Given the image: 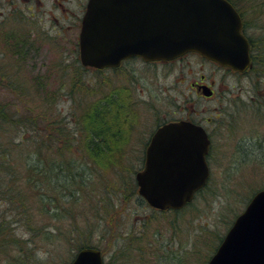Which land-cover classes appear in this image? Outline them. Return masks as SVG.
I'll return each mask as SVG.
<instances>
[{
    "label": "rangeland",
    "instance_id": "1",
    "mask_svg": "<svg viewBox=\"0 0 264 264\" xmlns=\"http://www.w3.org/2000/svg\"><path fill=\"white\" fill-rule=\"evenodd\" d=\"M238 1L243 7V1ZM259 1L252 0L255 5ZM86 2L87 0H0V79L1 74L10 77L13 71L12 64L16 63L15 55L10 54L11 45L4 43L7 33L11 34L10 30L14 31L15 28L19 35V43H23L21 55L24 57L21 67H18L20 72L18 76L23 81L27 79L31 84L36 83L34 80L36 77H40V83H44L43 86L39 85L40 88L36 93L27 83L28 87H26L30 89L27 90L30 93L29 100L33 101L30 105L28 104L30 112L50 119L54 102H57L58 107L69 113V127L72 126L70 124L72 121L80 119L83 105L94 101L100 102L104 96H112L111 92L121 77V75L116 76V73L112 71L100 72L90 68L87 70L77 68L80 64L77 63V59L79 60L78 34ZM255 12L257 14V11ZM248 23L246 33L253 41L258 42L259 35L262 33L261 28L264 29V26L258 25L256 19ZM137 63L134 64L138 68V73L146 76L147 72H150L148 67L143 69L144 67ZM186 63L193 71L191 77L188 76L187 79L197 78L199 74L209 76L212 73L210 64L200 65L194 58H188ZM167 71L162 68L156 73L163 74ZM210 79L211 77L208 78ZM61 80H65L63 81L64 92L59 95L55 88ZM226 80L232 84L228 86L230 91L228 98L235 99L228 107L229 115L232 114L231 126L228 135L222 134L221 139L216 137L218 147H214L207 158L211 170L208 192L200 196L195 205L187 208L183 215L179 214L167 219L159 214H152L147 207L139 206L136 202L137 197L129 193L131 191L128 187L131 185L130 177H134L142 166V154L138 153L139 151L135 152L138 148L132 147H138L140 142L146 141L152 130V124L148 118L150 111L147 110L150 105L145 104L152 103L159 110L163 106L162 101H149L138 107L142 116V119L139 118L140 128L133 132L132 147L127 149L121 164L116 167L117 170L115 169L113 174L108 173L111 178L103 182L99 172L94 171L92 176H89V169L82 171L84 184L87 186L82 189L81 197L76 195V201H69V220L58 221V223L68 222V225L61 229H69V244L66 240L56 243L53 256H49L44 253L45 243L41 238H36L33 257L44 261V264H67L78 251L79 242L87 239L92 243L91 246L102 251L105 263L157 264L160 256L157 255L156 249L160 247L163 252L162 243L171 239L173 242L176 241L174 249L181 245L180 251L176 252L180 263L207 264L219 238L225 235L250 197L257 190L264 188V149L257 148L256 133L250 131V126L247 125L249 122L252 123L253 117L243 114L245 101H242L243 95L241 99H237L239 97L235 85L238 80L225 78L223 82L225 83ZM8 81L5 79L0 83V110L7 105L5 106L7 114L13 115L15 105L18 107L23 105L21 101H15V94L11 93L9 85L5 84ZM173 81L172 77L167 78L162 86L167 87L166 90L170 91L175 98L181 99V92L185 86V92H188L189 85L185 83L171 89ZM231 86H233L232 89ZM50 93L53 94L52 97ZM48 101L52 103L48 104ZM177 103L182 104L183 101H173L170 98L168 101L170 111L175 109ZM197 106L199 109L206 110L212 107V103L202 102L197 103ZM35 107H38L37 111ZM47 107L50 108V112H46ZM210 114L211 111L204 112L208 118ZM11 135L7 128L6 133L0 137V148L9 151V158L21 165L20 162L28 155L29 149L27 146L11 148ZM82 148L74 144L71 150L84 152ZM123 187L127 188L126 202L125 199L123 202L120 196V193L124 192ZM72 188L73 185L69 184V191ZM110 190L114 192L107 197L106 192ZM14 213L15 211L4 206L0 199V222L4 226L2 228L4 236H0V264L17 263L16 258L20 247L18 239L25 241L29 237L26 234V228L24 229L21 224L22 220L18 221L20 216ZM170 223L176 224V229H173ZM38 224L40 227L44 226L40 232H43L46 227L48 230L55 229V224L49 217L42 219ZM39 226L32 225L34 229H38ZM108 230L109 234H107ZM144 230L148 237H151L152 243L147 244L144 240H136L138 234ZM130 239H134L135 242ZM193 244L196 249H193ZM22 245L26 247L24 243ZM213 245L214 249L211 250ZM29 264H35L34 260L30 259Z\"/></svg>",
    "mask_w": 264,
    "mask_h": 264
},
{
    "label": "water",
    "instance_id": "2",
    "mask_svg": "<svg viewBox=\"0 0 264 264\" xmlns=\"http://www.w3.org/2000/svg\"><path fill=\"white\" fill-rule=\"evenodd\" d=\"M239 13L227 0H88L79 34L83 66L102 69L137 56L172 60L194 52L243 71L249 42ZM209 139L190 122L160 127L135 175L138 194L157 210H180L204 187ZM70 264H105L101 252L80 249ZM207 264H264V189L236 216Z\"/></svg>",
    "mask_w": 264,
    "mask_h": 264
},
{
    "label": "trees",
    "instance_id": "3",
    "mask_svg": "<svg viewBox=\"0 0 264 264\" xmlns=\"http://www.w3.org/2000/svg\"><path fill=\"white\" fill-rule=\"evenodd\" d=\"M234 6L242 15L240 5L234 4ZM248 27L244 22L245 33ZM10 33H7L4 43L11 45L10 54L15 55L16 63L12 64L13 71H11L10 77L1 74L0 83L5 79L9 80L5 84L9 85L10 92L15 94V101H21L23 107L15 105L13 115L7 114L5 109L7 105L1 107L0 137L9 128L12 134L10 138L11 148L27 146L29 151L27 152L28 155L22 158L21 165H19V163L16 164L13 159L9 158V151L0 148V199L4 206L14 210V214L20 216L18 221L22 220L21 224L24 229L26 228V234L29 236L25 241L18 239L20 247L18 248L19 254H17V263L15 264H29L30 259H33L35 264H44V261L33 257L36 238H41L42 242L46 244V246L45 244L43 246L45 248L44 253L49 254V256H53L56 243L66 240L69 244V229H61L68 225V222L58 223V221L69 220V201H76V195L81 197L82 189L87 186V184H84L82 171L89 169V176H92L94 171L99 172L102 175L103 182L111 178L108 173L113 174L117 170L116 167L123 160L124 154L121 146L132 129L134 119L129 109L127 94L123 89L105 100L83 105L80 119L72 121L70 127L69 113L58 107L57 102H54L50 119L32 114L28 104L30 105L33 101L29 100L30 93L27 90L30 89L27 88V83L31 88H34L35 93L40 88L39 85L43 86L44 83H40V77H36L34 79L36 83L31 84L27 79L23 81L18 76V73H20L18 67H21L24 58L21 55L23 43H19V35L15 28L14 31L10 30ZM253 43L251 57L254 61H257L262 50L257 46H253ZM77 68L85 69L80 64ZM63 81H59L55 88L59 95L64 92ZM50 96L52 97L53 94L50 93ZM47 103L50 104L52 101ZM37 109L38 107H35V111ZM47 109L46 112H50V108L47 107ZM54 117L55 119H53ZM74 144L83 147L84 152L78 151V153L71 150ZM80 168H82L81 171ZM85 177L88 178L87 175ZM130 178L131 185L128 187L131 191L129 193L137 197L136 202L138 205L149 208L152 214H159V216L170 219V217L174 218L179 214L186 213L187 208L195 205L196 200L208 192V182L211 176L207 184L195 195L194 200L179 211H159L148 207L138 195L134 177ZM69 184L73 185L70 191ZM123 188L124 192L122 191L120 196L122 201L124 202L125 199L126 202L128 197H126L127 188ZM113 192L112 190L107 191V197H110ZM47 217L55 224V229L48 230V227H46L43 232H40L44 226L40 227L38 223ZM32 225H38L39 227L34 229ZM170 226L176 229L177 225L170 223ZM3 227L0 222V236H4V233H2ZM144 232L145 236L143 237ZM144 232L141 231L136 240H144L147 244L152 243L151 237H148L145 230ZM107 234H109V230ZM222 238H219L215 249L213 245L211 250L214 249L215 252ZM130 240L135 242L134 239ZM193 241L196 243L194 239ZM174 242L171 239L169 241L165 240L162 243L163 252L160 247L156 249L157 255L160 256L157 264H182L179 262V255L176 254L177 251H180L181 245H179V248L174 249L176 244ZM22 243L26 245L25 248ZM91 245L92 243L89 240L84 239L79 242L77 247L79 249L93 247ZM192 247L196 249L194 244ZM29 253L32 254V258H30ZM67 264H69V261Z\"/></svg>",
    "mask_w": 264,
    "mask_h": 264
},
{
    "label": "flooded vegetation",
    "instance_id": "4",
    "mask_svg": "<svg viewBox=\"0 0 264 264\" xmlns=\"http://www.w3.org/2000/svg\"><path fill=\"white\" fill-rule=\"evenodd\" d=\"M228 1L233 5L240 3L238 0ZM242 1L244 8L240 4L239 5L242 7L241 17L243 21L249 26L248 22L256 19L258 21V25L264 26V0H260L257 5L253 3L254 0L253 2L252 0ZM255 11H257V14ZM261 30L262 33L259 35L258 42L253 41L248 34L246 35L250 43V49L252 50V42H254L253 46H257L262 51L261 56L257 61H254L250 55L249 66L243 72H238L228 67H222L213 61L204 59L196 53H187L169 61L155 62H145L140 58L132 57L122 60L116 68L98 70L100 72L112 71L116 73V76L121 75L120 79L117 78L119 83L113 88L111 94H116V92L120 89L125 90L127 94V101L131 114L133 115L134 124L125 140L127 145L122 150L123 154L127 152L128 148L132 147V134L140 128L139 122L141 121L139 118L142 119V116H140L141 113L139 112L138 107L143 103H148L149 101H162L163 106L159 110L152 103L145 104L150 105V108L147 110L148 112L150 111L148 118L151 121L152 130L150 131L146 141L140 142L138 147H132L138 148L135 149V152L139 151L138 153L142 154L141 168L144 166L147 146L151 137L160 127L167 123L185 121L199 126L205 131L206 136L210 139L209 151H211L214 147H218V138L220 137L221 139L222 134H224V136L228 135V131L230 130L232 114L231 116L229 115L230 111L228 107H230L233 103L232 101L235 100L234 98L232 100L228 98L230 93L228 86L232 84L228 83L227 80L224 83L223 79L225 78H236L238 80L235 85L239 97L237 99H241V95H243L242 101H245L243 114L245 116L248 114L247 116L253 117L252 123L249 122L247 125L250 126V131L256 133L258 138L257 148L259 150H263L264 29L261 28ZM188 58H194L200 63V65L210 64L212 73L209 76L199 74L197 78L193 77L191 80L187 79V77H191V73H193L190 65L186 63ZM134 63H140L139 65H142V67H144L143 69L148 67L147 69H149L150 72H147L148 74L146 76L140 75L137 71L138 68ZM162 68L168 71L163 74L156 73V71ZM189 68L191 70H189ZM217 76L219 77L217 78ZM170 77L174 80L171 89L176 86H182L185 83H187V86L189 85L188 92H185L186 86L181 92V99L175 98L170 94V91L168 92L166 90L167 87L165 88L164 85L162 86V83H165V80ZM209 77H211L210 80H208ZM187 80L189 82H186ZM232 88L233 86H231V89ZM106 98L108 97L104 96L103 100ZM170 98H172L173 101H183V103H177L174 107L175 109L170 111L168 104ZM164 101H167V103H164ZM202 102H211L212 107H209L206 110L199 109L197 103L201 104ZM207 110L211 111L209 118L204 115V112ZM225 122H227V126H225ZM217 136L218 138H216Z\"/></svg>",
    "mask_w": 264,
    "mask_h": 264
},
{
    "label": "bare ground",
    "instance_id": "5",
    "mask_svg": "<svg viewBox=\"0 0 264 264\" xmlns=\"http://www.w3.org/2000/svg\"><path fill=\"white\" fill-rule=\"evenodd\" d=\"M124 145L126 146V142H124L123 145H122L121 147L124 148V147H125Z\"/></svg>",
    "mask_w": 264,
    "mask_h": 264
}]
</instances>
